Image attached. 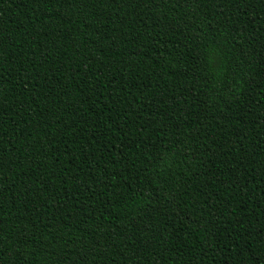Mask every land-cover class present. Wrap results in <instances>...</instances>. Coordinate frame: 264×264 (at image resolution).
Instances as JSON below:
<instances>
[{
    "label": "trees",
    "instance_id": "obj_1",
    "mask_svg": "<svg viewBox=\"0 0 264 264\" xmlns=\"http://www.w3.org/2000/svg\"><path fill=\"white\" fill-rule=\"evenodd\" d=\"M0 264H264V0H0Z\"/></svg>",
    "mask_w": 264,
    "mask_h": 264
}]
</instances>
